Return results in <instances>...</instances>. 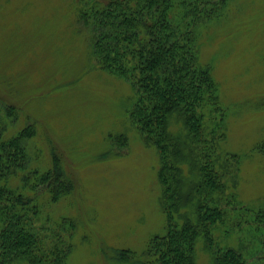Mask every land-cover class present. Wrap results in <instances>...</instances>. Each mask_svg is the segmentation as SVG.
<instances>
[{"label":"rangeland","instance_id":"rangeland-1","mask_svg":"<svg viewBox=\"0 0 264 264\" xmlns=\"http://www.w3.org/2000/svg\"><path fill=\"white\" fill-rule=\"evenodd\" d=\"M94 1L0 0V107L11 101L24 110L22 126L36 122L39 144L48 147L49 139L60 150L74 185L68 197L51 207L53 220L43 223L46 245H71L67 264H133L122 258L127 251L137 252L144 263L147 258L140 254L166 228L159 157L130 122L133 88L95 66L79 21V12ZM224 18L203 30L201 52L230 106L223 147L241 158L238 170L232 165L234 177L224 179L227 197L234 192L237 201L226 200V224L216 226L220 233L237 228L224 238L238 244L245 234L249 239L252 225L264 235V220L257 225L244 211L264 212V152L252 154L264 144V0H232ZM169 130L180 132L174 120ZM120 134L128 137V146L111 140ZM189 174L185 167L183 176L192 178ZM178 194L180 211L191 212L194 205L187 197L183 201L182 186ZM207 194L215 199L210 189L194 196L208 205ZM198 261L212 264L203 243ZM248 263L264 260L248 257Z\"/></svg>","mask_w":264,"mask_h":264},{"label":"trees","instance_id":"trees-1","mask_svg":"<svg viewBox=\"0 0 264 264\" xmlns=\"http://www.w3.org/2000/svg\"><path fill=\"white\" fill-rule=\"evenodd\" d=\"M230 2L95 0L92 7L79 12L95 66L133 88L130 122L140 141L159 157L157 180L165 232L153 236L140 254L146 262L131 251L121 253L127 262L200 264V243L212 264H249L248 257L264 260V235L262 239L253 225L249 239L245 234L238 244L225 239L237 228L222 233L216 229L226 224L222 205L226 200L237 201L234 192L227 197L224 179L234 177L232 165L238 170L241 158L223 147L230 106L201 50L203 30L224 22ZM12 105L10 101L0 107V264H67L72 246L48 247L41 229L47 230L43 223L53 220L51 207L68 197L74 185L65 173L60 150L49 139L48 147L41 146L36 122L22 126L24 110ZM173 120L179 126L178 135L169 130ZM111 140L128 146L125 134ZM263 152L261 143L252 150V154ZM185 167L192 178L183 176ZM181 186L187 194L185 204L189 199L194 205L191 212L180 211ZM209 189L210 193L215 190V199L207 194L208 205L195 198ZM244 211L255 217L257 225L264 220L262 211ZM174 212L180 218L176 222ZM249 245L256 247L255 253Z\"/></svg>","mask_w":264,"mask_h":264}]
</instances>
